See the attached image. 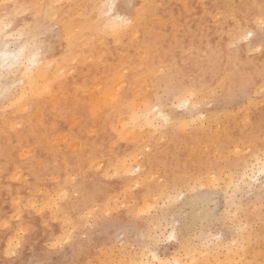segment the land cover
I'll return each instance as SVG.
<instances>
[{
  "label": "rangeland",
  "instance_id": "374dc122",
  "mask_svg": "<svg viewBox=\"0 0 264 264\" xmlns=\"http://www.w3.org/2000/svg\"><path fill=\"white\" fill-rule=\"evenodd\" d=\"M262 20L0 0V264H264Z\"/></svg>",
  "mask_w": 264,
  "mask_h": 264
},
{
  "label": "bare ground",
  "instance_id": "6f19581e",
  "mask_svg": "<svg viewBox=\"0 0 264 264\" xmlns=\"http://www.w3.org/2000/svg\"><path fill=\"white\" fill-rule=\"evenodd\" d=\"M72 24H73V23H72ZM114 24H117V25H118V22H115ZM79 25H80V24H79ZM117 25H116V27H117ZM120 26H121V25H120ZM121 28H122V27H121ZM118 29H119V28H118ZM73 31H74V30H73ZM111 33H112V32H111ZM94 35H95V34H94ZM5 53H6V52H5ZM76 53H77V52H76ZM5 56H7V55H5ZM8 56H9V55H8ZM8 56H7V57H8ZM63 56H64V55H63ZM60 59H61V58H60ZM132 59H133V58H132ZM115 62H116V61H115ZM48 64H49V63H48ZM46 66H47V65H46ZM46 66H45V67H46ZM63 68H65V67H63ZM39 69H40V68H39ZM60 69H61V68H60ZM71 70H72V69H71ZM67 71H68V70H67ZM38 72H39V71H38ZM43 73H44V72H43ZM43 73H42V74H43ZM59 73H60V72H59ZM62 73H63V70H62ZM64 73H65V72H64ZM123 73H124V72H123ZM55 74H56V73H55ZM47 75H48V74H47ZM56 75H57V74H56ZM116 75H117V74H116ZM38 76H40V75H38ZM53 76H54V75H53ZM43 77H44L43 80H45V82H46V79H47V82L50 83L49 85H48V83H45V84H44V86H47L45 92L43 93V95H44V94H46V91L53 90L52 88H51V89H49V88H50V85H51L52 81H54L53 79H55V77H54V78H53V77L50 78V75H48V76H46V77H45V75H43ZM47 77H48V78H47ZM142 77H143V76H141V78H142ZM52 78H53V79H52ZM43 80H42V81H43ZM51 80H52V81H51ZM49 81H50V82H49ZM43 82H44V81H43ZM53 83H54V82H53ZM59 83H60V82H59ZM46 84H47V85H46ZM57 85H58V84H57ZM118 85H119V83H118ZM48 86H49V87H48ZM119 86H120V85H119ZM42 87H43V84H42ZM120 87H121V86H120ZM120 87H117V88H120ZM47 88H48V89H47ZM50 92L53 94L54 90H53V91H49V94H51ZM47 94H48V92H47ZM49 96H50V95H49ZM117 96H118V95H117ZM101 101H102V100H101ZM52 102H53V101H52ZM131 105H132V104H131ZM137 106H138V105H137ZM122 107H123V106H122ZM132 107H133V106H132ZM128 109H130V108H128ZM132 112H133V111H132ZM115 116H116V115H115ZM121 116H122V115H121ZM124 116H125V115H124ZM124 118H128V115H127V117L125 116ZM120 120L122 121V120H126V119H123V117H122V118H119V119H118V121H120ZM128 120H129V119H128ZM126 122L129 123V121H126ZM124 124H125V123H124ZM124 124H122V125L124 126V128L128 129L129 127H126L127 124H125V125H124ZM119 125H120V124H119ZM122 125H121V126H122ZM123 126H122V127H123ZM124 133H125V131H124ZM171 134H172V133H171ZM65 135H66V134H65ZM89 135H90V133H89ZM93 135H94V133H93ZM117 136H119V135H117ZM117 136H116V137H117ZM121 136H122V134H121ZM65 139H66V138H65ZM120 141H122V140H120ZM49 142H50V141H49ZM90 143H91V142H90ZM98 146H99V145H98ZM77 148L79 149V147H77ZM77 148H76V149H77ZM205 148H206V147H205ZM64 149H65V148H64ZM84 149H85V147H84ZM86 149H87V148H86ZM86 149H85V151H86ZM108 149H109V148H108ZM80 151H81V150H80ZM47 152H48V151H47ZM51 157H52V156H51ZM59 163H60V162H59ZM59 163H58V164H59ZM62 163H63V162H62ZM62 163H61V165H62ZM76 163H77V162H76ZM51 164H52V163H51ZM65 164H67V163H65ZM12 175H13V174H12ZM10 176H11V175H10ZM156 258H157V257H156ZM157 259H158V258H157ZM159 260H160V259H158V261H159ZM159 262H160L159 264H163V262H162L161 260H160Z\"/></svg>",
  "mask_w": 264,
  "mask_h": 264
},
{
  "label": "snow or ice",
  "instance_id": "6c2138e0",
  "mask_svg": "<svg viewBox=\"0 0 264 264\" xmlns=\"http://www.w3.org/2000/svg\"><path fill=\"white\" fill-rule=\"evenodd\" d=\"M262 26H264V20L261 21ZM23 51V50H21ZM40 53L37 52L36 55L32 57L33 61L37 60L39 58ZM9 62V58L5 55H0V65L6 64ZM183 106V105H182ZM164 118V117H161ZM259 166L261 171V178L264 179V152H262L259 157L255 161V166ZM253 179H255V176H253Z\"/></svg>",
  "mask_w": 264,
  "mask_h": 264
}]
</instances>
